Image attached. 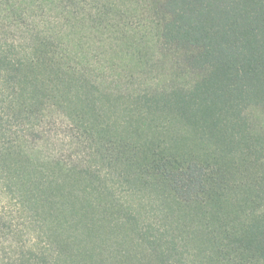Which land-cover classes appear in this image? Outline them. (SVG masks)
I'll return each mask as SVG.
<instances>
[{
	"label": "trees",
	"instance_id": "1",
	"mask_svg": "<svg viewBox=\"0 0 264 264\" xmlns=\"http://www.w3.org/2000/svg\"><path fill=\"white\" fill-rule=\"evenodd\" d=\"M252 107L264 0H0V264H264Z\"/></svg>",
	"mask_w": 264,
	"mask_h": 264
},
{
	"label": "rangeland",
	"instance_id": "2",
	"mask_svg": "<svg viewBox=\"0 0 264 264\" xmlns=\"http://www.w3.org/2000/svg\"><path fill=\"white\" fill-rule=\"evenodd\" d=\"M146 36H148L147 39L151 38L149 35ZM149 47H151V45H144L143 43H140L139 45L140 56L142 57L143 64L135 69V75L137 78L135 83L137 88L139 86V89H145L147 87L146 84L152 81L162 85H168L173 81H175L177 84H185L190 82L196 76V74L191 73V71L188 70L184 62H179L180 65H176L175 69L172 68L168 56L174 57V51L161 52L160 49H158L156 52H154L153 50L148 49ZM247 112L251 118L255 130L264 133V114L262 110L259 107H252ZM123 117V119L128 118V116ZM118 189L119 186H117V190ZM1 197L2 196L0 195V198ZM149 200L150 199L147 196L140 199V201L144 204H148ZM5 201L7 202L8 199ZM193 263L194 262L189 259L181 262V264Z\"/></svg>",
	"mask_w": 264,
	"mask_h": 264
}]
</instances>
